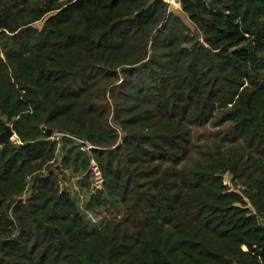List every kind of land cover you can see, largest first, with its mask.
I'll list each match as a JSON object with an SVG mask.
<instances>
[{"label": "trees", "instance_id": "16d2710c", "mask_svg": "<svg viewBox=\"0 0 264 264\" xmlns=\"http://www.w3.org/2000/svg\"><path fill=\"white\" fill-rule=\"evenodd\" d=\"M179 2L0 0V264H264V0Z\"/></svg>", "mask_w": 264, "mask_h": 264}, {"label": "rangeland", "instance_id": "374dc122", "mask_svg": "<svg viewBox=\"0 0 264 264\" xmlns=\"http://www.w3.org/2000/svg\"><path fill=\"white\" fill-rule=\"evenodd\" d=\"M171 8H172V10H174V11L178 12L179 14H181L182 17H184L186 20H188L187 16L184 13H182V11L180 9L181 8V4H180L179 0H175L174 3H171ZM261 56L264 59V53ZM6 125H10L11 128L14 130L12 123H7ZM5 128H6V126H5ZM2 132H0V134ZM52 135H53V132H52L51 136ZM60 137H61L60 134H57L56 136H54V138H56V139H60ZM9 140L18 141V135H17L16 131H15V135L13 136V138L12 139H9ZM59 144H60V146L58 147L57 152H56V155L57 156H60L61 155V153H60L61 143L59 142ZM87 147H89V146H87ZM93 160L94 159L92 158V160L90 162V170L92 171L91 172V177H90L91 178V181L90 182L93 183L94 189H99V188L101 189L103 187V183H104L103 176H102V173L101 172L99 174L98 172L95 171V169H94L95 166L93 164V162L95 160L94 161ZM54 161H55V158L52 160V162H54ZM96 164H98V163L96 162ZM46 165H47V167H46ZM46 165H44L45 166L44 167L45 169L48 168V164H46ZM56 165L60 166L59 164H56ZM64 173L66 175V178H64L61 175H59L60 185L62 186V188L63 189H66L67 191H71V187L73 186V188L79 190V188H80L79 181L82 180V175L81 176H72L69 170L64 171ZM226 180L229 182V177L228 176L226 177ZM22 197H25V194H23L21 196V198ZM111 206H104V207L102 206L101 207V209H103V211H104L103 213L105 215L111 216V215L115 214V211L113 210V207H111ZM90 217H92V216H90ZM92 220L94 221L95 219L92 217Z\"/></svg>", "mask_w": 264, "mask_h": 264}, {"label": "water", "instance_id": "95a60500", "mask_svg": "<svg viewBox=\"0 0 264 264\" xmlns=\"http://www.w3.org/2000/svg\"><path fill=\"white\" fill-rule=\"evenodd\" d=\"M53 130L51 128L47 129V134L51 136ZM15 135V131L10 125H6L5 130L0 134V145L5 144L9 139H12ZM92 220V217H89ZM93 221V220H92Z\"/></svg>", "mask_w": 264, "mask_h": 264}, {"label": "built area", "instance_id": "2783aa9c", "mask_svg": "<svg viewBox=\"0 0 264 264\" xmlns=\"http://www.w3.org/2000/svg\"><path fill=\"white\" fill-rule=\"evenodd\" d=\"M169 1H170V4H171V3H174L175 0H169ZM89 147H90V146H89ZM89 147H87V148H89ZM93 161H94V160H93ZM93 164H94V166H95V167L93 166L94 169H95V171L98 172V173L100 174L101 171L99 170L100 168H99L98 164H96L95 161L93 162ZM98 168H99V169H98Z\"/></svg>", "mask_w": 264, "mask_h": 264}, {"label": "crops", "instance_id": "0c3cea01", "mask_svg": "<svg viewBox=\"0 0 264 264\" xmlns=\"http://www.w3.org/2000/svg\"><path fill=\"white\" fill-rule=\"evenodd\" d=\"M180 7V6H179ZM181 9V8H180Z\"/></svg>", "mask_w": 264, "mask_h": 264}]
</instances>
